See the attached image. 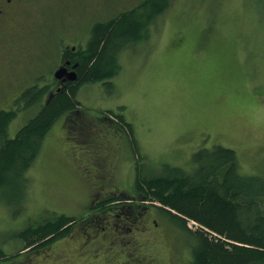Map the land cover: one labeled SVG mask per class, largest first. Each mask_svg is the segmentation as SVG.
Wrapping results in <instances>:
<instances>
[{"label": "rangeland", "instance_id": "1", "mask_svg": "<svg viewBox=\"0 0 264 264\" xmlns=\"http://www.w3.org/2000/svg\"><path fill=\"white\" fill-rule=\"evenodd\" d=\"M141 1L28 0L30 11L21 22L2 29L0 69L8 77L0 82V107H18L8 126L10 137L39 107L6 97L3 88L10 81L18 91L50 83L61 48L85 47L94 22ZM118 59L121 70L108 83L78 89L88 129L69 136L68 117L59 118L27 172L23 204L7 206L0 200V246L8 253L20 245L10 238L15 230L52 212L79 217L88 211L112 221L130 212L162 223L141 206L91 208L100 196L129 198L137 167L145 174L159 172L164 163L187 167L198 149L222 145L236 151L242 174L264 173V0H171L147 37L124 47ZM120 116L129 131L118 122ZM78 228L54 249L61 264H107L102 253L76 249ZM161 237L150 233L142 239L154 247L160 263L168 264L167 236ZM180 237L174 243L186 249L187 236ZM28 257L46 264L40 261L42 252ZM26 260L21 254L0 264Z\"/></svg>", "mask_w": 264, "mask_h": 264}, {"label": "trees", "instance_id": "2", "mask_svg": "<svg viewBox=\"0 0 264 264\" xmlns=\"http://www.w3.org/2000/svg\"><path fill=\"white\" fill-rule=\"evenodd\" d=\"M170 4L171 0H142L110 18L94 22L85 47L63 51L75 66L74 80L60 88L33 85L22 92L21 98L27 105L39 108L12 137L8 126L18 107H0V200L5 205L23 204L27 172L59 118L68 117L69 136L77 137L75 129L81 134L88 129L89 120L77 98L79 87L92 82L108 83L117 75L121 70L119 52L146 38L150 25ZM118 122L129 131L130 124L122 116ZM238 164L232 148L203 147L192 154L187 167L164 163L154 174H145L137 167L127 191L129 198L107 197L98 206H141L156 213L162 223L183 229L193 264H263L264 173L242 174ZM125 214L126 220L146 221L142 214ZM93 216L88 211L79 217L52 212L40 221L26 223L10 235L20 243L15 252L8 253L0 246V263L22 254L27 264L31 253H55L60 240H69L66 237L74 228L94 220L96 215ZM189 222L193 227L188 226ZM46 264L56 262L50 260Z\"/></svg>", "mask_w": 264, "mask_h": 264}, {"label": "flooded vegetation", "instance_id": "3", "mask_svg": "<svg viewBox=\"0 0 264 264\" xmlns=\"http://www.w3.org/2000/svg\"><path fill=\"white\" fill-rule=\"evenodd\" d=\"M27 3L28 0H0V52H3V48L1 47V42L3 41L2 29L10 25V23L21 22L20 19L25 15L24 12L28 13L30 11ZM68 48L75 50L77 46L68 44L61 48L57 68L65 66L67 72H70L75 71V66L71 63L70 59L66 58L63 52ZM55 70L53 71L52 81L46 85L54 86V88L57 86L59 88L66 86L68 81H70L68 77L65 75L64 77L56 78L54 76ZM6 77H8V74L3 73L2 69H0V82ZM1 85L2 83H0ZM10 85H6L3 88L6 90V97H22V92L29 88L26 87L22 91L19 90V92L16 85L13 86L11 81ZM37 86L41 87V85ZM123 195H127V192L124 191ZM107 197L109 195L97 197L96 200L94 198L91 206L92 210L99 208V202ZM78 230V237L75 238L77 243L76 249L89 254L93 253L94 255L102 253L107 258V264H163L159 262L154 247L145 245L147 239L145 241L142 239L143 236L145 237L150 233L157 234L161 237L163 232L167 236V240H163L166 241L165 244H167L169 254L172 258L171 263L168 264H193L189 246L186 245V249L179 244L178 247L176 246V242L181 241L180 236L187 234V232L181 228L173 227L169 223H158L155 219H151L149 222L129 221L126 220V217L119 218L118 221L102 220V218L99 219L96 215L93 222L82 224ZM174 241L176 242L174 243ZM64 246H68V244L64 243ZM179 247L181 248L179 249ZM187 250L189 255L186 256L185 252ZM50 260H54L56 264H61L62 256L60 253L56 254L51 252L46 253L40 258V261L46 263ZM27 264L35 263L28 261Z\"/></svg>", "mask_w": 264, "mask_h": 264}, {"label": "water", "instance_id": "4", "mask_svg": "<svg viewBox=\"0 0 264 264\" xmlns=\"http://www.w3.org/2000/svg\"><path fill=\"white\" fill-rule=\"evenodd\" d=\"M65 75L68 77L69 80H74L76 78V72L75 71L67 72L65 66L58 67L54 72V76L56 78H61L64 77Z\"/></svg>", "mask_w": 264, "mask_h": 264}]
</instances>
